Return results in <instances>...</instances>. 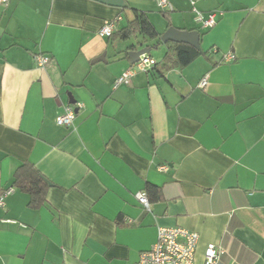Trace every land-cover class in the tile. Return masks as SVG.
Wrapping results in <instances>:
<instances>
[{
  "label": "crops",
  "instance_id": "obj_1",
  "mask_svg": "<svg viewBox=\"0 0 264 264\" xmlns=\"http://www.w3.org/2000/svg\"><path fill=\"white\" fill-rule=\"evenodd\" d=\"M168 1V13L155 0L0 6V195L12 189L0 207V264H136L158 228L197 233L194 264L209 244L222 264H264V0ZM193 8L216 13L215 26L202 29ZM134 10L161 35L199 31L208 57L113 89L141 38L98 32L107 20L125 27ZM77 103L72 127L57 126ZM24 162L49 183L39 209L13 187Z\"/></svg>",
  "mask_w": 264,
  "mask_h": 264
},
{
  "label": "built area",
  "instance_id": "obj_2",
  "mask_svg": "<svg viewBox=\"0 0 264 264\" xmlns=\"http://www.w3.org/2000/svg\"><path fill=\"white\" fill-rule=\"evenodd\" d=\"M10 0H0V6L6 5ZM157 8L161 12L173 11L172 5L168 0H155ZM191 4L193 2L191 1ZM195 15V22L204 29H210L215 26L217 14L214 12L203 13L195 8L192 9ZM114 32V22L104 21L98 35L103 38H109ZM228 58L231 56H227ZM49 62L46 55L38 54L35 56V64L39 68H44ZM155 61L147 56L142 55L139 60L132 64L113 82V89L122 85H129L131 78L136 73H147L153 66ZM207 83V76L199 82L198 87L204 88ZM83 108L82 104L68 105L63 112L56 116L55 124L61 127H72L75 113ZM165 169V167H161ZM12 193V189H8L0 195V207L4 205V199ZM135 198L140 206L149 211L151 203L148 200L145 191H140L135 194ZM198 242V234L189 232L181 228H158L156 242L147 251L140 253L139 260L136 264H194V256ZM223 251L217 248L214 244H209L203 256L202 264H219L220 255Z\"/></svg>",
  "mask_w": 264,
  "mask_h": 264
},
{
  "label": "trees",
  "instance_id": "obj_3",
  "mask_svg": "<svg viewBox=\"0 0 264 264\" xmlns=\"http://www.w3.org/2000/svg\"><path fill=\"white\" fill-rule=\"evenodd\" d=\"M138 37L141 38V41L127 48L124 51V58L128 59V52L136 51L137 47H146L151 51L160 46H165V54L152 68L160 74L173 69H183L199 57H208L207 51L202 50L201 47L197 50L187 44L161 43V34L156 31L146 14L137 10H134L133 20L129 21L125 27L113 32L108 39L110 42H126L130 39L136 40ZM199 37H201L200 33ZM13 178V187L28 195V207L30 209H39L44 205L49 183L33 165L24 162L16 170Z\"/></svg>",
  "mask_w": 264,
  "mask_h": 264
},
{
  "label": "water",
  "instance_id": "obj_4",
  "mask_svg": "<svg viewBox=\"0 0 264 264\" xmlns=\"http://www.w3.org/2000/svg\"><path fill=\"white\" fill-rule=\"evenodd\" d=\"M161 43L173 42L177 44H187L197 50L200 49L199 45V33L197 31H184L174 27H169L160 37ZM150 52L149 48H142L137 51L128 52V59L131 64H134L139 60L142 55H147ZM105 54H102L95 62H105ZM222 264V263H219Z\"/></svg>",
  "mask_w": 264,
  "mask_h": 264
},
{
  "label": "rangeland",
  "instance_id": "obj_5",
  "mask_svg": "<svg viewBox=\"0 0 264 264\" xmlns=\"http://www.w3.org/2000/svg\"><path fill=\"white\" fill-rule=\"evenodd\" d=\"M159 17H161V15H158ZM147 56H149V57H152V56H154V57H158L159 56V49L157 48V49H152L148 54H147Z\"/></svg>",
  "mask_w": 264,
  "mask_h": 264
}]
</instances>
